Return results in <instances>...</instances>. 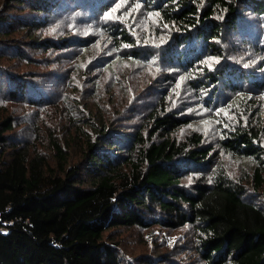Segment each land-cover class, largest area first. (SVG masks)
Instances as JSON below:
<instances>
[{"label":"trees","instance_id":"1","mask_svg":"<svg viewBox=\"0 0 264 264\" xmlns=\"http://www.w3.org/2000/svg\"><path fill=\"white\" fill-rule=\"evenodd\" d=\"M261 101L264 0H0V264H264Z\"/></svg>","mask_w":264,"mask_h":264},{"label":"rangeland","instance_id":"2","mask_svg":"<svg viewBox=\"0 0 264 264\" xmlns=\"http://www.w3.org/2000/svg\"><path fill=\"white\" fill-rule=\"evenodd\" d=\"M101 49L102 48L99 46V48L95 52H93L88 58L89 59H94L95 54L97 52H99ZM118 68H119L121 73L130 76V78L133 77V74L136 75V74H142V72H145V71H142V69L136 67L135 65H129V64H119ZM151 72L152 71H149L147 73V75L144 76L143 78H149L150 79ZM131 81H132V83L134 84L135 87H140V86H137L138 85L137 83H139V82L135 81L133 78L131 79ZM168 89H171V84L168 86ZM169 91L170 92H169L168 96L171 98V101L173 102L172 105H174V106L177 105V99L180 102H182V101L185 102V99L183 98V96L181 97L179 94H177V82H176V85L174 86V90H169ZM180 93L185 94L184 92H180ZM186 93H187V91H186ZM260 105L264 109V101H261ZM196 123L197 122H195L194 125ZM198 127L200 129H202L205 134L208 135L209 139L215 140L214 139L215 134H211L210 131L212 129H211V127H209V124H206V123H203V122H199L198 123ZM192 128H193V126H189L187 128L185 127L183 129H181V132H182L181 134L184 135L186 132H188ZM59 131L61 132V129ZM217 153L219 155V157H218L219 161L221 162V164H224L223 166L225 167V170H227L228 172L236 174L237 170H239L242 167V165L244 164L242 161H240L239 159L235 158L234 156H231V155L227 154L226 152H224L220 148H217ZM175 238H176V236H171L170 237V241L173 242L175 240ZM124 243L127 244V245H132L133 241H129V240L125 239Z\"/></svg>","mask_w":264,"mask_h":264}]
</instances>
